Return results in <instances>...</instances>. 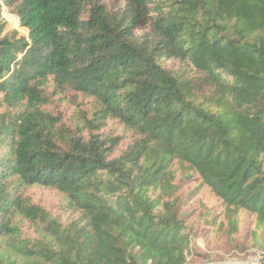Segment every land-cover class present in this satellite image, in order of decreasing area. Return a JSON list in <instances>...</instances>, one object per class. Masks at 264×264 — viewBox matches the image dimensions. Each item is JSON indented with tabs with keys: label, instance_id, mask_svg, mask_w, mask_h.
I'll use <instances>...</instances> for the list:
<instances>
[{
	"label": "trees",
	"instance_id": "trees-1",
	"mask_svg": "<svg viewBox=\"0 0 264 264\" xmlns=\"http://www.w3.org/2000/svg\"><path fill=\"white\" fill-rule=\"evenodd\" d=\"M114 1L0 0V264L264 256V0Z\"/></svg>",
	"mask_w": 264,
	"mask_h": 264
},
{
	"label": "rangeland",
	"instance_id": "rangeland-1",
	"mask_svg": "<svg viewBox=\"0 0 264 264\" xmlns=\"http://www.w3.org/2000/svg\"><path fill=\"white\" fill-rule=\"evenodd\" d=\"M106 1L112 6L115 3L114 0ZM6 13L14 14L11 13L8 8L3 7L0 21L2 20V22L5 24V33L17 31L18 36L25 35L28 37L29 29L23 34L22 30L18 27H11L9 25ZM87 107V100L83 99L81 96L73 95L72 92H65L57 95L53 104L48 106V109L54 114L62 115L64 122L67 125L74 127L75 123L79 120V111L86 109ZM2 110V107H0V111ZM108 130H114L116 133H123L122 126L116 121L110 122ZM25 195L29 196L34 203L41 205L55 215L61 216L64 221H69L73 216V213L66 205L65 195L56 189L32 186L25 190ZM22 225L24 226V231L27 235H37L36 225L31 224L27 220H25ZM199 244L204 246V241L200 239ZM201 264H264V256L256 251H248L246 254H242L238 257H235L234 255H228L226 259L222 261H205Z\"/></svg>",
	"mask_w": 264,
	"mask_h": 264
},
{
	"label": "water",
	"instance_id": "water-1",
	"mask_svg": "<svg viewBox=\"0 0 264 264\" xmlns=\"http://www.w3.org/2000/svg\"><path fill=\"white\" fill-rule=\"evenodd\" d=\"M19 22H20V18H19Z\"/></svg>",
	"mask_w": 264,
	"mask_h": 264
}]
</instances>
